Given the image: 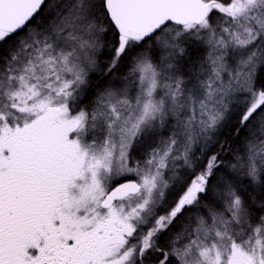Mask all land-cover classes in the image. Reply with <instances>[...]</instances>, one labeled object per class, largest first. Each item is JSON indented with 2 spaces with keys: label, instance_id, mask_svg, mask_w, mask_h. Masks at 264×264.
Masks as SVG:
<instances>
[{
  "label": "snow or ice",
  "instance_id": "obj_1",
  "mask_svg": "<svg viewBox=\"0 0 264 264\" xmlns=\"http://www.w3.org/2000/svg\"><path fill=\"white\" fill-rule=\"evenodd\" d=\"M0 264H264V0H0Z\"/></svg>",
  "mask_w": 264,
  "mask_h": 264
}]
</instances>
